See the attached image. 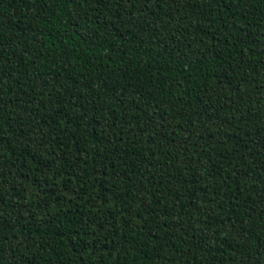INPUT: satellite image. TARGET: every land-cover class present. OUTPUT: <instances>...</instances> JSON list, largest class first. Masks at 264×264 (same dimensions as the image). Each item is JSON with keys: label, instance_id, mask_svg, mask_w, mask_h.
I'll return each mask as SVG.
<instances>
[{"label": "trees", "instance_id": "16d2710c", "mask_svg": "<svg viewBox=\"0 0 264 264\" xmlns=\"http://www.w3.org/2000/svg\"><path fill=\"white\" fill-rule=\"evenodd\" d=\"M0 264H264V0H0Z\"/></svg>", "mask_w": 264, "mask_h": 264}]
</instances>
